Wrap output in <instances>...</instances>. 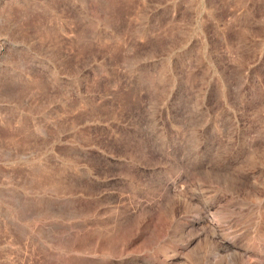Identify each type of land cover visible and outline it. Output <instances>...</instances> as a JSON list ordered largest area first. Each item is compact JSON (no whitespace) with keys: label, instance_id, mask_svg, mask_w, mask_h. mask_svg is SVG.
<instances>
[{"label":"rangeland","instance_id":"374dc122","mask_svg":"<svg viewBox=\"0 0 264 264\" xmlns=\"http://www.w3.org/2000/svg\"><path fill=\"white\" fill-rule=\"evenodd\" d=\"M104 1L0 0V264H264V0Z\"/></svg>","mask_w":264,"mask_h":264},{"label":"bare ground","instance_id":"6f19581e","mask_svg":"<svg viewBox=\"0 0 264 264\" xmlns=\"http://www.w3.org/2000/svg\"><path fill=\"white\" fill-rule=\"evenodd\" d=\"M94 1V0H93ZM122 1V0H121ZM125 1V0H124ZM124 1H122L123 3H125ZM128 1V0H127ZM132 1V0H131ZM131 1H128V2H126V3H130ZM136 1H139V0H136ZM217 1H219V0H217ZM140 2V1H139ZM138 2V3H139ZM135 1H134V6H135ZM218 3V2H217ZM122 4V3H121ZM121 4H120V1H119V3H118V1H116V0H108V1H104V2H99V5H100V8H101V10L103 11L102 13H104V14H106L107 16H109L110 18H112L113 19V22H115V23H117L119 26H122L123 24H124V21L122 20V15H121V13H120V9H121ZM133 4V3H132ZM137 4V3H136ZM217 5V4H216ZM219 5H220V3H219ZM133 6V7H134ZM218 6V5H217ZM216 6V7H217ZM222 6V5H221ZM220 6V7H221ZM220 7H217V8H220ZM225 9V8H224ZM97 10H98V8H97ZM100 10V11H101ZM223 10V9H222ZM227 10V9H226ZM177 11V10H176ZM108 17V18H109ZM123 19H124V16H123ZM176 19V18H175ZM98 24V23H97ZM97 26V25H96ZM120 34V33H119ZM113 35V34H112ZM118 35V34H117ZM119 36V35H118ZM121 36H119V38H120ZM262 37V36H261ZM84 38H85V33L83 32V33H81V34H79L78 35V39L76 40V42H77V44H79V43H81V44H83V41H84ZM118 38V39H119ZM115 40V39H114ZM117 40V39H116ZM120 40V39H119ZM119 40H117V41H119ZM122 40H120L119 41V43L116 45V47H114L113 49H112V51H113V53L114 54H117L118 52H120V51H122V49L123 48H125L126 49V44H125V47H124V44L121 42ZM122 44H121V43ZM261 44V43H260ZM263 45L264 44H261V46L260 45H258V46H260V49H261V47H263ZM109 46H110V44H109ZM108 46V47H109ZM257 46V45H256ZM111 47V46H110ZM123 52V51H122ZM122 52H120V53H122ZM27 89V88H26ZM25 90V89H24ZM63 170H64V168H63ZM57 172V171H56ZM54 173V172H53ZM65 173H67L66 172V170L65 171H62L61 170V174L59 173V170H58V174H59V177L60 178H64V175H66ZM57 174V175H58ZM62 174H63V176H62ZM59 177H58V179H59ZM42 181V180H41ZM40 181V182H41ZM46 181V180H45ZM44 181V182H45ZM51 181H52V185H53V187H55V185H56V187L57 186H60L61 187V184L62 183H58L57 181H56V184H55V182H53V178L52 177H50L49 178V181L46 183V184H48V186H50L51 184ZM55 181V180H54ZM63 182V181H62ZM45 184V185H46ZM57 184H59V185H57ZM63 185V184H62ZM52 187V186H51ZM55 187V188H56ZM57 190H59V189H57ZM88 209V208H87ZM90 209V208H89ZM172 219V218H171ZM91 223H92V219L89 217V215L86 217V220H85V225H84V227L86 228H84L85 230H86V233H85V238L83 239V240H81V242L78 240V239H80V237H77L76 235V237H77V240H78V242L76 243V241L74 242L73 241V243L72 242H69V240L70 241H72L70 238H72V237H68V238H65V239H60V240H57L56 242L58 243V244H65L68 248L67 249H69V248H71L72 246H74V245H77V247H78V249L80 248L81 250V253H83L82 251H84V253H86L87 255L85 256V259H86V261L84 262L83 261V264H96V255H95V253H97V252H95L94 253V251H95V247H94V240H93V234H94V229L92 228V230L90 231V226H91ZM74 233V232H73ZM73 233H71V234H73ZM80 235V234H79ZM83 235V234H82ZM69 236H71L70 234H69ZM81 236V235H80ZM74 238V237H73ZM72 238V239H73ZM108 242L110 241V240H107ZM110 242H112V241H110ZM109 242V243H110ZM114 242H116L115 240H114ZM114 242H112L113 244H115ZM119 243V242H118ZM61 244V245H62ZM100 244V243H99ZM105 244V243H104ZM106 244H107V242H106ZM112 244V245H113ZM117 244V243H116ZM112 245H110V246H112ZM107 246V245H106ZM117 246V245H116ZM65 247V246H64ZM114 247H115V245H114ZM114 247H113V249H112V247H111V249H112V251H114L115 253H116V258H119L118 257V255H119V252H117V250L116 249H114ZM108 248H110V247H108ZM115 248H117V247H115ZM74 249H76L75 247H73V250ZM99 249V248H98ZM105 249V248H104ZM110 249V250H111ZM117 249H119V248H117ZM100 250H101V248H100ZM106 250H107V248H106ZM120 250V249H119ZM112 251L111 252H109V253H112ZM67 252H69L68 250H67ZM70 252H71V249H70ZM107 252H108V250H107ZM124 252H126V251H124ZM80 253V254H81ZM123 253V252H122ZM76 254V253H75ZM78 254V253H77ZM71 255H73V253L71 254ZM79 255V254H78ZM77 255V256H78ZM85 255V254H84ZM95 255V256H94ZM113 255V254H112ZM121 255V254H120ZM80 256V255H79ZM70 258H71V256H69ZM100 257V256H99ZM113 257H115V256H113ZM76 257H73V260H76L75 259ZM78 263H80L79 262V260H78ZM77 263V264H78ZM82 264V263H81ZM146 264H152V261L151 260H147L146 261Z\"/></svg>","mask_w":264,"mask_h":264}]
</instances>
